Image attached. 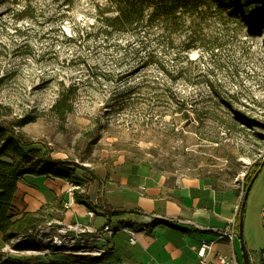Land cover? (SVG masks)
<instances>
[{
	"label": "rangeland",
	"instance_id": "rangeland-1",
	"mask_svg": "<svg viewBox=\"0 0 264 264\" xmlns=\"http://www.w3.org/2000/svg\"><path fill=\"white\" fill-rule=\"evenodd\" d=\"M21 5L0 0V123L20 137L25 151H32L37 169L42 159L89 170L107 158H120L149 163L172 178L188 173L208 177L217 189L234 187L241 200L245 175L264 157V31L250 36L236 19L187 18L173 47L163 50L155 31L150 34L147 46L162 53V59L144 65L141 57L120 56V49L128 43L138 47L139 40L96 33L99 8L109 9L106 0H32L31 16L23 19ZM186 38L194 39L188 51ZM178 70H188L189 80L171 79ZM206 75L240 113V121L219 120L233 115L216 105ZM132 86L137 87L134 104L122 106L118 94ZM60 95L72 107L65 118L51 108ZM179 106L191 119L182 117ZM195 109L215 114L209 113L212 118L201 126ZM24 117L32 121L17 126ZM252 186L243 234L247 251L256 257L252 264H258L264 246V203L261 212L253 207L264 201V164ZM67 200L57 198L54 211L42 205L37 228L49 220L73 222L69 212L61 211ZM15 243L0 233V254L39 255L12 251ZM237 246L242 262L238 237Z\"/></svg>",
	"mask_w": 264,
	"mask_h": 264
},
{
	"label": "crops",
	"instance_id": "crops-1",
	"mask_svg": "<svg viewBox=\"0 0 264 264\" xmlns=\"http://www.w3.org/2000/svg\"><path fill=\"white\" fill-rule=\"evenodd\" d=\"M72 170L67 178L50 173L21 176L9 214L17 219L24 212L38 211L42 205L57 210V198H66L68 183L77 182L85 189L84 193L77 192L82 202L73 201L67 210L62 202L61 211L69 212V220L78 219L96 226L108 222L145 227L138 231L134 245L129 244L127 235H114L105 257L93 259L92 264H197L200 241L215 238L212 229H222L230 219L236 220L240 200L235 188L217 189L208 177L188 173L172 178L149 163L120 158H107L103 165L89 170ZM17 196L20 202L14 208ZM262 203L258 200L253 208L261 212ZM86 204L92 207L93 218L87 216ZM214 250L225 255L234 253L242 264L237 238L233 243L219 240ZM26 259L32 264H85L60 252L39 253Z\"/></svg>",
	"mask_w": 264,
	"mask_h": 264
},
{
	"label": "trees",
	"instance_id": "trees-1",
	"mask_svg": "<svg viewBox=\"0 0 264 264\" xmlns=\"http://www.w3.org/2000/svg\"><path fill=\"white\" fill-rule=\"evenodd\" d=\"M14 3L21 2L20 19L31 16L32 0H12ZM109 9L103 11L99 8V14L96 19L99 27L96 33H102L105 37L111 35H126L132 40H139L141 44L128 43L123 49H120L123 58L135 57L142 58L144 65L160 64L162 53L151 50L147 46L150 34L155 31L157 45L163 50L173 47L174 37L184 31L187 27L186 20L191 17L198 16H218L222 19H236L240 25L247 26V32L250 36H256L264 31V3L262 0H106ZM195 32V31H192ZM191 32V34H193ZM193 38H186L184 48L190 50V42ZM188 58V56H186ZM183 77L189 80L190 74L188 70H178L176 74L171 73L170 78L176 80ZM207 86L211 90V96L215 98L216 105L225 107L227 114L233 115V118L219 117L223 123L240 121V113H238L231 103L226 102L221 93L217 90L215 81L208 75ZM132 86L126 91L118 94L119 104L132 105L135 89ZM150 92L151 88L149 89ZM184 103H180V105ZM59 116L65 118L66 113L71 112V104L67 98L60 95L51 107ZM177 109L182 113L184 119H191V115L186 109L180 106ZM196 119L202 126L203 121L210 117L208 114H215L212 109L198 111L195 109ZM216 120V119H215ZM32 119L28 117L21 118L17 121V126H23ZM199 125V126H200ZM7 127L0 123V233L3 240H11L22 233H27L30 229H36L40 222L39 212H24L19 218L12 219L9 210L12 204L14 194L17 189V181L24 174H47L50 173L57 177H69L74 170L70 169L65 161H50L42 159L39 169L36 163H32L33 155L23 149L20 137L13 133L9 134ZM262 157L252 165L243 179V194L237 209L236 220L239 224V212L244 192L251 181L254 174L262 164ZM253 187V186H252ZM252 189V188H251ZM75 202H82V197L75 194ZM87 207L90 208L88 204ZM33 241L24 244H16L15 248L19 250L40 249V246L34 244ZM0 264H32L29 260L22 257H14L10 255L0 254ZM260 264H264V246L260 250Z\"/></svg>",
	"mask_w": 264,
	"mask_h": 264
},
{
	"label": "built area",
	"instance_id": "built-area-1",
	"mask_svg": "<svg viewBox=\"0 0 264 264\" xmlns=\"http://www.w3.org/2000/svg\"><path fill=\"white\" fill-rule=\"evenodd\" d=\"M85 192L84 187L77 182H70L65 191L66 198L65 210L69 209L74 201L77 191ZM94 211L90 207L87 211L89 218L94 217ZM262 216L264 222V206L262 208ZM187 224H193L190 221H180ZM145 227L136 224L123 223L120 225H113L111 223H104L102 225H94L91 222H84L78 219L73 222H64L58 220H49L47 226L42 228L30 229L27 233H22L15 239V244H24L31 239L34 244L40 246V249H14L15 252H29L34 253H64L79 262L85 264H92L93 259H103L108 251L110 240L114 235L122 233L127 235L129 244L134 245L137 242V233L139 230H144ZM215 233V238H203L196 250L198 255L197 264H241L235 254L225 255L214 250V245L219 240H226L233 243L238 237V225L235 218L230 219L227 225L222 229H212ZM31 237V238H30ZM11 239V240H13ZM91 260H89V259ZM256 258L250 255V261H255ZM258 264H260L258 262Z\"/></svg>",
	"mask_w": 264,
	"mask_h": 264
},
{
	"label": "water",
	"instance_id": "water-1",
	"mask_svg": "<svg viewBox=\"0 0 264 264\" xmlns=\"http://www.w3.org/2000/svg\"><path fill=\"white\" fill-rule=\"evenodd\" d=\"M263 164H264V162L261 164V166L259 167L257 172L252 177L251 181L249 182V184L245 190V193L243 195L242 201H241V207H240V212H239V224H238V238H239L240 243H241L242 264H251L250 255H249V252L247 251L245 241H244V234H243L245 206H246L249 191L251 190V187H252L258 173L260 172Z\"/></svg>",
	"mask_w": 264,
	"mask_h": 264
}]
</instances>
